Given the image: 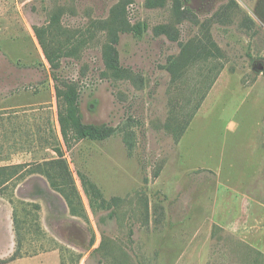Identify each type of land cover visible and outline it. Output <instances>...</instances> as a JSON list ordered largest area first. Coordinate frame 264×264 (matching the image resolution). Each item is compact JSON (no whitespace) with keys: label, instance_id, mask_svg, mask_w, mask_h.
<instances>
[{"label":"rangeland","instance_id":"obj_1","mask_svg":"<svg viewBox=\"0 0 264 264\" xmlns=\"http://www.w3.org/2000/svg\"><path fill=\"white\" fill-rule=\"evenodd\" d=\"M138 23L141 38L120 33L116 46L130 74L113 79L105 32ZM33 27L48 40L91 39L52 70ZM68 85L82 123L105 137L63 144L54 87ZM193 112L180 139L167 132ZM57 139L85 218L27 174L56 158ZM15 165L0 175V219L16 215L28 253L52 248L64 264H264V0H0V168Z\"/></svg>","mask_w":264,"mask_h":264},{"label":"trees","instance_id":"obj_2","mask_svg":"<svg viewBox=\"0 0 264 264\" xmlns=\"http://www.w3.org/2000/svg\"><path fill=\"white\" fill-rule=\"evenodd\" d=\"M166 1L167 0H146V6L150 9L163 8ZM184 12L188 15L191 14L190 11L186 9ZM109 15V19H111L114 15V11H110ZM144 28V25L138 23L130 27L128 30H119L112 27L105 32L106 41L103 46L102 57L105 70L113 79L119 78L120 75L127 76V74H130L119 65V53L116 48L119 42V34H128L134 39H140ZM32 30L42 50L43 56L52 70L58 68L59 59L63 57L77 58L80 51L86 46L87 40L89 38L91 39L89 35L84 33H80L78 37L69 36L66 35V33H63L62 39L60 40L56 39V34H51V39L48 40L45 39L46 32L42 28L33 27ZM160 33L169 36V38L172 39L171 41L176 40L175 36L166 32V27H162ZM191 59L193 62L197 61V56L192 54ZM53 80H56L55 76H53ZM213 82L214 81L212 80L208 87H210ZM54 90L59 132L61 140L65 146L68 145L71 139L79 141L91 137L94 134H98L100 137H105L104 126H87L82 123L83 117L79 107V90L75 85H68L65 91L60 87L55 86ZM200 100L201 99L196 101L197 104H199ZM92 106H94V104ZM179 111L182 112L183 107H180ZM194 113L195 112L188 115L187 118L181 114V122L168 127L167 132L171 133L174 138L180 139L183 135V131L187 127L189 118H191ZM57 140V146L52 147V151L56 154V158L35 164L27 174H36L42 177L48 184L49 188L62 199L71 216L85 218L84 205L80 193L78 192L75 179L70 171L67 161L64 159V155L60 148V140ZM20 167V165H15L0 168V175H3L2 172L8 171L12 175L15 173V170ZM78 178L89 207L93 208L96 205L101 209L104 205V200L99 190L85 176L79 175ZM8 181L9 180L0 181V187L4 186ZM13 223L16 228L17 221L16 215L14 214Z\"/></svg>","mask_w":264,"mask_h":264},{"label":"crops","instance_id":"obj_3","mask_svg":"<svg viewBox=\"0 0 264 264\" xmlns=\"http://www.w3.org/2000/svg\"><path fill=\"white\" fill-rule=\"evenodd\" d=\"M11 218L0 219V237L6 236L8 239L6 247L0 249V262H2L0 264H64L62 257L60 259V255L52 248L46 250L37 248L30 253L26 249L22 250L19 241H16L18 234L13 223V213ZM49 250L51 252H47Z\"/></svg>","mask_w":264,"mask_h":264},{"label":"water","instance_id":"obj_4","mask_svg":"<svg viewBox=\"0 0 264 264\" xmlns=\"http://www.w3.org/2000/svg\"><path fill=\"white\" fill-rule=\"evenodd\" d=\"M263 70V66H260L257 71L261 72Z\"/></svg>","mask_w":264,"mask_h":264}]
</instances>
